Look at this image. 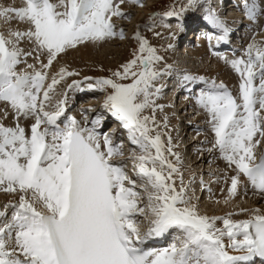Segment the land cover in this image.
I'll return each instance as SVG.
<instances>
[{
    "label": "snow or ice",
    "instance_id": "6c2138e0",
    "mask_svg": "<svg viewBox=\"0 0 264 264\" xmlns=\"http://www.w3.org/2000/svg\"><path fill=\"white\" fill-rule=\"evenodd\" d=\"M124 2L24 0L23 7H0V19H18L30 25L25 32L9 31L7 37L0 32V101L11 106L17 119L15 127L0 123V191L20 193L18 203L5 206L13 213L11 220L0 224V264H250L255 257L264 259V215L245 221L200 215L196 206L185 199V189L175 187L173 174L178 168L165 155L172 153L171 137L165 147L162 133L149 126L156 124L155 115H142L148 108L155 112L152 97L160 88H155V93L151 90L162 73L154 63L163 58L139 32L135 36L139 54L134 53L133 59L112 72L113 78H96L87 89L74 80L68 88L106 93L102 107L120 122L131 143L141 150L134 157L138 161L134 170L144 181L141 187L147 193L146 206H139L136 181L113 162L114 156L123 153L113 146L108 134L103 135L105 151L100 134L94 128H81L74 117L68 119L64 129L51 134V141L47 139V128L41 130L42 124L54 125L67 104L65 94L56 111H45L49 93L65 77L79 73L62 67L45 86L47 73L17 72L20 57L31 55L17 44L24 37L34 40L39 48L47 50L48 62L42 67L49 68L58 54L69 48L116 36L111 20L124 15L120 10ZM196 3L197 0H187L188 7ZM243 8L245 15L255 20L256 6L244 0ZM165 15L179 13L169 11ZM204 19L223 31L216 37L218 42L226 40L228 28L214 11ZM119 36L124 38L123 31ZM246 56L247 59L228 61L240 76L239 102L225 85L217 86L215 82L213 86L218 91L202 93L198 98L199 105L211 115L216 145L237 169L238 174L231 178L229 197L237 194L239 174L264 192V155L255 162L254 149L260 140L253 142L257 133L264 137V48L254 40ZM257 77L259 85L255 84ZM127 79L131 83L119 82ZM157 107L162 110L163 106ZM88 111L92 109L85 110ZM29 116L35 122L27 136L19 119ZM100 119H93L92 125L99 124ZM153 131L155 135L150 134ZM137 214L149 217V227L143 233L135 219ZM4 216L6 213L0 212V217ZM220 219L223 229L215 227V221ZM171 229L182 234L178 243L160 252L138 247ZM225 236L228 245L223 242ZM228 248L242 254L232 255Z\"/></svg>",
    "mask_w": 264,
    "mask_h": 264
},
{
    "label": "rangeland",
    "instance_id": "374dc122",
    "mask_svg": "<svg viewBox=\"0 0 264 264\" xmlns=\"http://www.w3.org/2000/svg\"><path fill=\"white\" fill-rule=\"evenodd\" d=\"M0 6L5 8L6 1L0 0ZM144 6H145V11L138 12V10L140 11V9L143 8ZM262 6H264V5H262ZM178 7H180V9L181 8L182 9L183 8H188L187 0H139L138 3H133L132 0H129V1H126L123 4H121L120 5V10L122 11V13L124 15L121 16L120 18H118V20L114 16V20H113L112 24L114 25V28L116 30H118L119 27H120L121 31H123L124 38L123 39H121V38L119 39L120 41L123 40V42H121L120 44H116L115 41L113 40L116 37H120L119 33H118V36H113L111 38L110 37H106V38H108L107 40L111 41V43H106L105 47H108V49L113 51L114 53L112 55L106 56V61L105 62L100 61L98 59H94V63L93 64H88L87 63L88 66L84 65L83 67H80V68L76 67V68H73L72 70L71 69L68 70V71L77 72V73H79V75L65 77L64 80L62 81L63 82V87L67 86V84H68L67 82H70V84H71L72 81H74V80L77 81V79H79V80L82 79V81H80V87H87V85L89 83H93L94 84L96 78H113L112 77V72L120 69V66L122 64H126L128 61L133 59L134 53L139 54L138 53L139 41L135 38L137 32H139V34L148 41V45L150 47L156 49V54L163 58L162 60L154 63V68L156 70H159L161 68V70L167 71L170 68L168 70L169 72H167L168 74L174 73L175 71H177V70H174V69L171 68V65L172 66L173 65L176 66L177 64H170V62H169L170 58H169V56L167 57V52H168L167 50L169 49L171 51L170 45H171L172 41L175 39V36L178 35V32L175 30V27L178 28L179 26H175V27L173 26V25H176V23L175 24L173 23L174 21H176L174 19L175 18L174 16L173 17L171 16L173 19H169L168 20V19H165L164 17H162L161 14L167 13L169 11H175ZM177 10H179V9H177ZM233 12H234V10H233ZM237 13H238V11H237ZM237 13H235V14L237 16H240V18H238V19H241V20L245 19L246 22H249V20H248L249 18L248 17L247 18L246 17L245 18L241 17V15L237 14ZM245 21H243V22L245 23ZM120 22H121V25H119ZM170 24H173V25L170 26ZM118 25H119V27H118ZM162 28H164L166 31H171L170 28L174 29V30L171 31V33H170L171 35L168 34L170 36V38L165 40V42H167V44H168L167 46L162 44L164 42L162 39L166 38V36H162L161 32H159L160 30H162ZM0 30L6 37L8 36V33L6 32L7 31L6 25L3 26L2 24H0ZM172 33H173V36H172ZM247 36H248V34L245 37H247ZM252 38L253 39L254 38H259V40H261V41H260V45H258V46L262 47V45L264 43L263 42V40H264V25H263V27L261 29H259L258 31H256L254 33V36ZM124 39H126V40L124 41ZM110 41H108V42H110ZM116 41H118V39ZM245 47H246V44H245ZM96 50L98 52V49H96ZM176 50L179 51L178 49H175V51ZM192 52L195 53L193 57L187 56L186 54L182 53V51H181V54H180V51H179V53H176V52L174 53L173 52L174 54L171 55V56H172L173 59H174V56L177 57V60H175L177 63L179 62L178 59L180 60V58L185 60V63H187V65L185 66L186 69L184 71H187V70L190 69L194 73L201 75V77H204L206 74L207 75L208 74H213L214 76L216 75V76L221 77L223 79L222 82L225 81L224 75H223V71H221L222 69L221 68H216L215 65L212 64L213 61H210V58L207 59V60H204V58L199 55L198 50L196 48L192 49ZM95 54H96V52H95ZM143 55H147V54L145 53ZM58 56H59V59L57 61H59L60 64H61V62H60L61 59L63 60L64 58H66V59L72 58L68 54L66 55V52H65V55L62 52ZM187 57L189 59H187ZM20 58H22V57H20ZM21 62L23 63V61H21ZM33 62H34V60H33ZM53 62H55V60ZM95 62H97V63H95ZM22 63H20V64H22ZM53 64L54 63H52V65ZM17 66H20V65L18 64ZM51 67L52 66H50L49 68H46V70H47V72H49V74H50V68ZM38 68H40V67H38ZM42 70L43 69H41V72H43ZM200 72H204L205 74L200 73ZM49 74H48L49 77L47 76V82H46V79L44 81V82H46V86H47L48 83H50V80L52 78V77H50ZM162 74L165 77L166 73L164 74L162 72ZM163 76L157 78L158 82H160V84L158 85V88L161 87L162 82L166 81ZM85 77H92L93 79L92 80H85L84 79ZM67 80H70V81H67ZM156 80L153 82L154 87L151 90L153 92H155V88H157V84H156L157 81ZM119 82L127 84V83H131V79H127V80H123V81H119ZM228 85L231 86L232 89L234 88L233 85H231L230 83H228ZM63 87H62L61 83H59V84H57L55 86L54 91H56V89L62 91ZM167 87H168L167 82H165V89L166 90L163 93V95L162 96L160 95L158 97L159 94H157V95L154 94L153 97H152V99L154 100L153 107H155V112L153 113V109L152 108H148V109H145L143 111L142 115L150 116V117L153 114L155 115L156 124H150L149 126L152 127L155 131H159L160 133H162V140H163V142L165 144V147L168 146V138L171 137L172 153L169 154V153L166 152L165 155L167 156V159L169 161H171L178 168V172L173 174V178L177 177V179L179 180L178 184H179L180 188L183 187L185 189V199L188 202L191 200V203H193V205L196 206L197 212L198 213L200 212L204 216H208L210 218H212V217L224 218V217H226L225 215L228 214L227 212L225 214H222V215H219L216 212L218 211L217 207L219 208V205H221L220 203H225L229 199V195L224 196V193H222V194L220 193V195H218L219 194L218 192H221V191H219V189H221V183L223 181L222 179H224L223 177H225L227 173H224L223 175L221 174L222 177H220L219 174H215L217 177H216L214 182H216V184H218V186H217L218 189L217 188L216 189L213 188L211 190V195L212 196L209 195V197H207L208 195H204L203 196V193L199 194L197 189L204 188L206 186V185H204V183L206 184L207 181L209 183V181L212 180V177L205 176L202 173L204 168H206L207 170L213 169L211 167V165L210 164L205 165L204 164L205 160H203V162L201 164L200 163H198V164L195 163V165H194L193 163H188V164H183V166H182V165L179 164L180 160L177 161V157H180L181 155L184 154V152H186V150L185 151L184 150H181V151L179 150V149H181L180 148L181 146L178 145V141L183 140V142H184V140L190 139L192 136H193L192 140L194 138H198V137L201 138V136L203 134H206L208 132V128H206L207 126L204 125L203 122H201V121H198V122L193 121V122H195V125H193V127H190V129L188 130L189 134H187L185 136V139L183 138V134H184L183 132L179 133V135L181 134L180 135L181 139H178V138L174 139V135H173L174 118H176L177 115L176 116L175 115L174 116H172V115L169 116L168 113H166V110H164V109L161 110L160 107H157V106H160V104H162L161 100L168 93ZM234 89H236V87ZM86 91L89 92V93H86L85 94V98L82 99V104H85L84 100L88 98V103L89 104L87 103L86 105H84V106L87 107L86 109H92L93 108V110H94V109H98V107H99V109L95 112V114L91 115L92 116V120L94 118L96 119L97 116H99L102 119H105V118L108 119L109 118L108 115L110 113L107 112L102 107V102L104 100V98L102 97V93H105V92L98 91V90H95V89L92 90L91 93H90V90H86ZM109 91H111V90L109 89ZM160 91H161V89H160ZM53 93L54 92L52 91V94ZM93 93L96 95L97 101L95 99H93L94 96L90 95V94H93ZM53 96L56 99H59V96L61 97L62 95L59 92V93L53 94ZM77 101H78L77 102V105H78L79 101H80V98ZM94 102H97V103L92 107ZM52 103L53 102L50 99L48 101H45L44 102V104H45L44 110L47 111V108H49V110H50V107L52 106ZM75 106H76V104H75ZM56 108H57V106H56ZM197 112L200 113L201 116H204V112L202 110H198ZM86 113H88V112H86ZM262 113H263L262 115H264V112H262ZM165 118H167L166 125H165ZM178 118L181 119L180 116ZM196 119H198V118L196 116H194L193 120H196ZM176 120H177L176 124L181 123L180 120H178V119H176ZM114 122L115 121H113L111 123V125H114ZM89 124H91V123H89ZM109 124H110V122H108L105 125V127L107 125L109 126ZM176 124H175V126H176ZM200 124H203V125H200ZM200 128H203V129L201 130ZM27 131H28V129H27ZM155 131H153L150 134L151 135L152 134L155 135ZM204 137H206V135H204ZM174 141H175V144H174ZM210 142L211 141L209 139L208 143L195 142L194 144H196L197 148L199 149V148H203L205 146L210 145ZM126 143L128 145L127 146V152L128 153L126 155H124V156H120L119 157L120 158L119 161H121V162L123 161L124 166L127 167L128 170H129L127 172V175L132 180L136 181V185L139 187V188H135V191H137L139 193V198H140L139 199L140 200L139 206L140 207H145L146 203H147V193L144 191V188L141 187V185L144 183V181L141 180V178L137 176L136 171L134 170V165L136 163H138V161L135 160L134 157L139 155V154H141V150H139V146H136V145L131 143L129 137L126 138ZM192 147H194V145H192L191 148ZM152 152L154 154L155 150L153 149ZM205 153L207 155V153H209V151L206 150L205 152L202 153V155L205 156ZM200 156H201V154L198 157H200ZM219 162L221 164V159L219 160ZM180 170H181V172H179ZM165 174H167V169H165ZM181 179H182V183H181ZM194 179L196 181H198L196 185H194V183L192 182V180H194ZM214 187H216V186H214ZM149 191H151L150 188H149ZM9 194H11V193H5L3 191H0V196L2 197V198H0L1 199L0 200V206L2 208L5 206L6 203H17V202H19V195H20L19 192L12 193L11 195H9ZM216 196H219V197H216ZM6 197L8 198L9 201L8 200L6 201V199H7ZM3 198L4 199L6 198V199L4 200ZM238 198H240V196H238ZM252 199L253 198H244V199L240 198V199L237 200V198L235 197L232 200H234L235 202H239L238 204H240V205H243L246 201H249V203H248L249 205H251V204L260 205L259 207L256 206V209L252 208L251 211L254 212L255 214H257V213L260 214L261 211L264 213L263 202L256 203V201H254ZM255 214H253V215H255ZM231 215H233V214H231ZM231 215H230V217H232ZM136 216H137L138 222L140 223V226H146V225L149 224V217L148 216L140 215V214H137ZM218 221L223 223V220L220 219V220H216L215 221V225H216V222H218ZM241 221H244V219L241 220ZM220 222H219V224H220ZM223 227H224L223 224H221L220 226H217V228H220V229H223Z\"/></svg>",
    "mask_w": 264,
    "mask_h": 264
},
{
    "label": "bare ground",
    "instance_id": "6f19581e",
    "mask_svg": "<svg viewBox=\"0 0 264 264\" xmlns=\"http://www.w3.org/2000/svg\"><path fill=\"white\" fill-rule=\"evenodd\" d=\"M4 1H6L5 8H7V7H16V8H19V7H23L24 6V0H4ZM52 2H55V0H52ZM118 2H119V0H113V3H118ZM240 3H243L244 4V0H237V3L235 5L231 4L229 6H226V4H225V6L223 8L221 6H218V5L217 6H213L212 4H210L211 6L209 8L211 9L210 11H214L217 14V16H219L220 19L222 21H224L226 27L228 28V33H232V32L234 33L235 31L237 32V30L238 29L240 30L241 29V26L243 24H245L246 27H244V30L242 31V35H243L242 37L244 38V40H248V36L247 37H245V36L247 34L250 35L251 29L254 30V29H257L259 26H261V19L257 15L258 14H262V12H263V7L264 6H262V5H264V0H248V3L249 4H254L256 6V8L258 9L255 20L248 19L249 22H246L245 19H242V20L241 19H238V18H240V16H237L235 14L238 11L237 14H240L241 17H244V18L246 17L247 18V16L245 15V12H244L243 5L240 6ZM233 10H234L235 13L233 12ZM141 11H145V6L143 8H141L140 11L138 10V12H141ZM207 14H208V12L205 11V13H203L201 16L205 17ZM112 18L114 19V17H112ZM185 19L187 21L190 20L188 18H185ZM177 20L179 22L180 19H177ZM186 20H183V22L180 20L182 23L180 22L179 25H177V23H176V25L170 24V26L173 25L174 27L175 26H179V27L181 26L180 28L179 27L178 28L175 27V30L178 32V35L177 36L174 35L175 36V39L172 41V43L170 45L171 51L169 49L167 50L168 51L167 52V57L169 56V58H170V60H169L170 64H177L176 66L175 65H173V66L171 65V68L174 69V70H177V71H175L174 73L168 74L167 72H169L168 70L170 68L167 71L162 70V72L164 74L165 73L166 74H165V77L163 76V74L160 76V77L163 76L165 80H168V79L174 78V77L177 80V83H175V86L172 87L173 88V91H169L166 94V96H164V98L161 100L162 104H160V106H163L162 109L166 110V113H168L169 116L170 115H172V116L175 115V111L176 110L174 108L172 109V107H171V101L173 100V98H176L177 97L175 95V93L177 91H179V88L183 84V83H180L179 84V82L183 81V78H185L186 72H189V71L190 72H193L190 69L187 70V71H184L186 69L185 66L187 65V63H185V60L184 59H182V58H180V60L178 59L179 62L177 63L175 61V60H177V57L174 56V59L172 58L171 55H173L175 52L176 53H179V51L182 50V53L186 54L189 57L190 56L193 57L195 53L192 52V49H195L196 48L198 50L199 55L202 56L204 58V60H207V59L210 58V61H213L212 64H214L216 68H221L222 69L221 71H223L224 79L226 81V82L224 81L222 83H225L226 85H228V83H230L231 85H233L234 88L236 86L239 87L238 85H240V82H241L239 80L240 79V76L237 73L238 74V80H237V77L234 75L235 74V70L231 67V64L228 63V61H231V60H234V59H239V58L247 59V57L245 56L244 52H242L244 50H241L240 53H238V57L236 58V57H232L230 55V53H228L226 50H224L225 48L218 47V41L216 39L217 35H216V32H215V30H218V29L217 28H214V30H213V29L207 28L205 26H198V27H196L197 30H195V32L196 31L198 32V34H197V41L194 42V43H192L191 46L189 45V43L187 45L186 44H183L182 45V49H181V47H180L181 46V44H180L181 43V41H180V33L183 31L184 24H186V26L189 24V22H186ZM243 21H245V23ZM0 24H2L3 26L6 25V27H7V31L6 32L7 33H9V31L25 32L30 27L29 24H27L25 22H21L18 19H13L10 22L5 21L3 19H0ZM119 25H121V22H120ZM119 25H118V27H119ZM209 26L212 27V25H210V24H209ZM119 30L121 31L120 27H119ZM170 30L172 31L174 29L170 28ZM171 31H167L169 35H171L170 34ZM0 32H1V30H0ZM209 32H210V34H211V36L213 38H212V40L207 41L202 36H203V34L209 33ZM172 36H173V33H172ZM119 38L116 37L115 39H113L116 44H120L121 42H123V40L120 41ZM107 39L108 38L105 37L103 40H99V41L88 40V41H85L82 44H78L75 48H69V49H67L65 51L66 52V55L68 54L72 58H68V59L64 58L63 60L61 59L60 60L61 64H60L59 61H57L59 59V56H58L57 59L55 60V62H53L54 64L51 65L52 67L50 68V74H49V72H47L46 68H43L42 67L44 64H47V62H48L47 50L46 49L39 48L37 46V44L34 42V40L29 39L27 37H24L23 39H21L19 41V43L17 44V47H19L20 49H22V51L24 53H31V55H22L21 56L22 58H20V60L23 61V63L21 62L22 64H19L20 66H17L16 70H17V72H20V73H24V72L32 73L34 71H41V69H43L42 71L45 72V73H47V76L49 74L50 77H52V76L56 75L62 67L65 68V69H67V70H70V69L72 70L73 68H76V67H79L80 68V67H83L84 65H87L88 66V64H93L94 63V59H98L100 61L105 62L106 61V56L112 55L114 53L113 51L109 50L108 47H105V44L106 43H111V41L110 40H107ZM117 39H118V41H116ZM125 40L126 39H124V41ZM254 40L257 43V45H260V41L261 40H259V38H255ZM108 41H110V42H108ZM174 48L175 49H178L179 51H177V50L175 51ZM96 49H98V52H97ZM65 52H63L64 55H65ZM95 52H96V54H95ZM180 54H181V51H180ZM187 59H189V58L187 57ZM33 60H34V62H33ZM95 63H97V62H95ZM28 65H33V67L32 68H29ZM37 66L40 67V68H38ZM200 73L205 74L204 72H200ZM47 76H46V82H47ZM195 76H196V79L201 78V75H199V74H196L195 73ZM196 79H194V80H188L189 81L188 84H190L189 89L191 91H194L195 90V86L197 87V85H194V84H196V83H194V81H196ZM63 80L60 81L62 87H63V82H62ZM67 81H70V80H67ZM156 81H157L156 84H157V88H158V85L160 84V82H158V80H156ZM46 82H44L45 83V86H46ZM50 82H51V80H50ZM67 83H68L67 86H64L63 89H62V91L57 90V89H56V91L53 90V92H54L53 94L59 93V92L61 93L62 96L61 97L59 96V99H56L53 96L52 92L49 93L50 100H52V102H53L52 103V106L50 105L51 106L50 107V110L53 109V108H55L58 105L59 101L62 100V98L64 99V95L69 92L67 88H68V85L70 84V82H67ZM175 87H176V89H174ZM228 87L231 88V86H229V85H228ZM234 88L232 90L233 91V95L232 96L234 98H236V96H237V90L238 89L237 88L234 89ZM160 89H165V82H162V85H161ZM79 93H83V92H79ZM153 93H155V92H153ZM75 94H77V93L74 92V93H71L70 95H67V98L68 99H67V104H66L65 108L66 107H69V104L73 100ZM157 94H159L158 95V97H159L162 93L160 91L159 93H156L155 95H157ZM187 97H188L187 95H183L182 98H181V103H184L185 104L186 101L187 102L190 101ZM76 99H77V96H76ZM93 99H95L97 101V97L95 95H94V98ZM96 103L97 102H94L93 105H92V107ZM83 105H86V102ZM195 108H196V111L202 110L204 112V116H202V119L203 120H207L210 124H212L211 115L209 114V112L207 111V109L201 107L198 104H195ZM47 109L49 110V108H47ZM96 110H98V109H94L93 110V108H92V111H88V114L89 113H93V112L95 113ZM54 111H56V109L52 110L51 112H54ZM178 114H179V112H178ZM70 117H74L78 122H81V119H82V115L79 112H76V111L74 113L70 114ZM176 119L177 118H174V130H173L174 139L175 138L181 139V136L178 135V128H177L178 126L179 127L181 126L182 127V131L185 132V134L183 136V138L185 139V136L187 134H189L188 129H187L189 127L186 128L185 122L183 120L181 121V123L176 124L177 123V120ZM185 119H187V118H185ZM0 123H2L5 127H15L16 124H17V119H16L15 111L11 108V106L7 102H4V101H0ZM19 124H20L21 127H23L25 129V133L28 136L27 129L29 127H31L30 126L31 124H33L32 123V116H29L27 118L21 117L19 119ZM175 124H176V126H175ZM49 138H51V137H49ZM194 139L199 140L200 137L194 138ZM187 141H188L187 139L184 140V144L186 146L185 148L189 147L193 143V142L187 143ZM253 142H255V137H254ZM174 144H175V141H174ZM260 145H262V148H264V140L261 141ZM180 148H182V147H180ZM179 150L181 151V149H179ZM207 151H209V150H207ZM197 156L198 155H193L192 154L189 157V159H184L183 160L182 158H180L179 164L182 165V166H183V164H188V163H193L194 165H195V163L196 164H198V163L201 164L203 162V160H205V156L202 155V153H201V156L199 158ZM217 156L219 157V159H221V164L224 165V167L229 166L227 168L228 169L231 168V166L233 164H229V162L224 157L222 158V156L220 157V155H217ZM148 166L151 167V164H149ZM226 173L227 174H226L225 177H223L224 179H222L223 181L221 183V189L223 191L225 190L224 196L229 195L228 189L231 186V178L233 176H236L237 175L236 172H234V170H229ZM173 179L175 180V187L177 188V190H179L180 189V186L178 184L179 180L177 179V177L176 178H173ZM241 179H242V181L238 185V188L240 187V185H242V191L243 192H245V193L251 192L252 191L250 189L251 186L248 185V184H251V183L248 180H245L243 177ZM192 182L194 183V185L197 184V181L195 179L192 180ZM206 184H208V181L206 182ZM210 193H211V191H210ZM11 194H9V195H11ZM0 198H2V197L0 196ZM234 198H235V196L234 197H229V199H228L227 202L220 203L221 205L218 204L219 205V208L217 207L218 211L216 213L219 214V215H222V214H225L227 212L228 214H226L225 215L226 217H224V218H229L230 216H228V215L229 214H233V215H231L232 217H230V219L233 220V221H241L243 219H246V220L252 219L254 217L252 215L255 214L254 212L251 211L252 210V206H254V205L253 204L249 205L248 204L249 201H246L243 205H240V204H238L239 202H235L234 200H232ZM259 198L260 197H257V199H259ZM7 200H8V198L6 199V201ZM256 203H258V202H256ZM189 204L190 205H193V203H191V200L189 201ZM199 214L202 215L200 212H199ZM263 214L264 213L261 211L260 215H263ZM219 222L220 221L216 222V225L217 226H220L221 224H223L221 222L219 224ZM216 225H215V227H217ZM173 240L174 241L175 240L178 241L177 238L175 239V236H174V239ZM223 242L225 243V245H228L229 244V242H226L225 237L223 238ZM231 251H230V254H232V253H240V252H236V251H234V252H231Z\"/></svg>",
    "mask_w": 264,
    "mask_h": 264
}]
</instances>
